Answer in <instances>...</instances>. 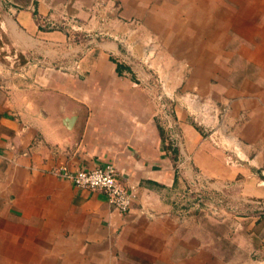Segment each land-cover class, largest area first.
Instances as JSON below:
<instances>
[{"label":"crops","instance_id":"0c3cea01","mask_svg":"<svg viewBox=\"0 0 264 264\" xmlns=\"http://www.w3.org/2000/svg\"><path fill=\"white\" fill-rule=\"evenodd\" d=\"M0 264H264V0H0Z\"/></svg>","mask_w":264,"mask_h":264},{"label":"built area","instance_id":"2783aa9c","mask_svg":"<svg viewBox=\"0 0 264 264\" xmlns=\"http://www.w3.org/2000/svg\"><path fill=\"white\" fill-rule=\"evenodd\" d=\"M164 86L162 82V93L159 97L160 100L162 99L164 102L167 97V99H169L167 101H169L170 104V102H174L173 97ZM164 115L168 118L169 112H164ZM166 128L168 129L169 138L173 145L178 136L176 124L169 120L166 122ZM60 174L76 187L102 191L106 196L108 204L119 213H126L132 207L134 193L118 179L117 171L113 164H105L90 168L84 167L69 171L63 169ZM185 192L192 198L193 206L195 205L199 208L205 206L206 209H209L211 212H216L220 205V199L213 196V198L209 199L211 196L206 193V183L198 177L187 183Z\"/></svg>","mask_w":264,"mask_h":264},{"label":"rangeland","instance_id":"374dc122","mask_svg":"<svg viewBox=\"0 0 264 264\" xmlns=\"http://www.w3.org/2000/svg\"><path fill=\"white\" fill-rule=\"evenodd\" d=\"M131 51H133V47H131ZM131 51H130V53H131V55H130L131 59L133 61H137L138 60V57L140 55H143V59H144V60H142V61H144L143 67L146 70H148V71L150 69H152V70L156 71V73H160L161 79L159 78L157 82L159 83V85H161V83L163 82L166 85V87H167L168 80H167V76H166L165 73H166V70L170 68V64L168 63V61H165V60L152 61L153 59L151 60V58H154V56H155L154 54H152V57L150 56L149 58H147V55L143 54L142 51H141V54L140 55H136V54L133 55V53ZM1 59H2L3 64H5L7 62L6 59H4V58H1ZM176 62L178 63V72H180V73L183 74L185 72V64H184V62L183 61H179V62L178 61H174V63H176ZM175 65H177V64H175ZM157 77H159V76H157ZM179 78H180V76H178V79ZM168 92L169 93L171 92L170 93L171 95H176L177 97L186 96V94H187V92H182V91L181 92H178L176 90H172L171 91L170 89H169ZM166 100H169V99H167V97H166Z\"/></svg>","mask_w":264,"mask_h":264},{"label":"trees","instance_id":"16d2710c","mask_svg":"<svg viewBox=\"0 0 264 264\" xmlns=\"http://www.w3.org/2000/svg\"><path fill=\"white\" fill-rule=\"evenodd\" d=\"M121 67H122L121 65L120 66L118 65V68H121ZM118 71L121 72L120 69H118Z\"/></svg>","mask_w":264,"mask_h":264}]
</instances>
